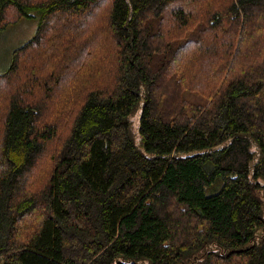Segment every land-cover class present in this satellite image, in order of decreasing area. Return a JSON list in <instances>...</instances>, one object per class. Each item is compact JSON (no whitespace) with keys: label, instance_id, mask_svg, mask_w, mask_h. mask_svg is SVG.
I'll return each instance as SVG.
<instances>
[{"label":"trees","instance_id":"1","mask_svg":"<svg viewBox=\"0 0 264 264\" xmlns=\"http://www.w3.org/2000/svg\"><path fill=\"white\" fill-rule=\"evenodd\" d=\"M24 17L0 264H264V0H0Z\"/></svg>","mask_w":264,"mask_h":264},{"label":"rangeland","instance_id":"2","mask_svg":"<svg viewBox=\"0 0 264 264\" xmlns=\"http://www.w3.org/2000/svg\"><path fill=\"white\" fill-rule=\"evenodd\" d=\"M37 24V19L24 17L0 32V71H5L9 67L12 51L35 34ZM132 119L139 139V112Z\"/></svg>","mask_w":264,"mask_h":264}]
</instances>
